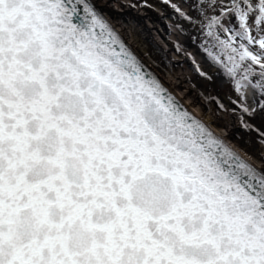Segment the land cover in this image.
I'll return each mask as SVG.
<instances>
[{
  "label": "snow or ice",
  "instance_id": "6c2138e0",
  "mask_svg": "<svg viewBox=\"0 0 264 264\" xmlns=\"http://www.w3.org/2000/svg\"><path fill=\"white\" fill-rule=\"evenodd\" d=\"M172 6L264 111V0ZM0 264H264V170L167 94L93 0H0Z\"/></svg>",
  "mask_w": 264,
  "mask_h": 264
},
{
  "label": "rangeland",
  "instance_id": "374dc122",
  "mask_svg": "<svg viewBox=\"0 0 264 264\" xmlns=\"http://www.w3.org/2000/svg\"><path fill=\"white\" fill-rule=\"evenodd\" d=\"M118 1L126 4L128 3L129 5L127 8L131 11L132 14L136 16L134 18H131L129 22L128 20H126L127 22L124 21V24L121 22V19H118L121 23L118 20L117 21L120 23V25L122 24L121 26L125 28H127L129 24L128 28L132 27L131 29L135 31L136 35H139L138 37L141 38L140 41L142 40L139 45V49L147 56L151 57L146 59L144 57V59L149 62L152 68H154L153 70H156L157 73L161 75V78H163V80L165 79V81H167L169 84L171 83L170 81H172L173 83L176 82V85L178 83L177 87L179 88L174 89L172 86L171 88H173V90L177 94L185 95L186 101L188 103L192 101L191 96L197 98L196 102H191L193 104V106H191L195 110H198L197 112L206 121L211 122L213 126L215 125V128L220 131L221 134L225 135L227 133L226 137L230 142H232L241 152L249 156L254 162L261 164V166H263L264 168V137L261 136V133H264V111H262L260 108L262 97L259 91L253 89V94L251 95L250 99H241L239 96V92L235 89L234 81L226 76L222 68L217 65L209 56L208 52L212 50L211 45L199 26L190 23L183 17L179 18L173 16L172 18L168 17L169 19H167V14L164 10L163 5L161 4L162 2H173L174 4L179 6L181 11L187 13L188 15H195L194 11L189 7L191 0ZM118 1L112 0V3L109 4L116 14H119L122 10L121 7H119L116 3ZM140 4H142L144 7H141ZM136 17H138V19H135ZM120 25L119 27L121 28ZM154 26L156 27L154 28ZM162 26H165L169 32L167 31V33H164L162 35V31L160 29ZM128 30L129 29H127V32ZM179 42L183 45H181ZM170 46L174 47L171 49ZM186 52L189 53L191 57L186 55ZM187 57L189 58V60L187 59ZM194 58L197 62H195ZM174 59L176 62L174 61ZM183 59H187L186 61L188 63L184 62L182 65ZM170 61L174 62L175 66H172L171 63H169ZM184 66L188 69H186ZM165 67H167L168 69H166ZM171 67L173 68V71L171 70ZM183 70L186 72L184 73ZM257 71H259L258 66ZM170 73L175 77H171V75L169 76ZM182 74H184V77H187L181 79L183 77ZM255 79H258V77H256ZM233 102L247 107L250 110V113L237 112L236 106L233 105ZM243 102L245 104L250 103L251 105H245L243 104ZM255 107L257 108V110ZM241 118H243L245 121L241 120ZM215 120L220 121L221 124H216L215 122H213ZM233 121H235V123L237 124V128H235V130H237L236 132L234 131V133L232 134L233 136L231 135V137H228V131H226L227 127L223 125H228ZM240 121L243 122V124L240 123Z\"/></svg>",
  "mask_w": 264,
  "mask_h": 264
},
{
  "label": "bare ground",
  "instance_id": "6f19581e",
  "mask_svg": "<svg viewBox=\"0 0 264 264\" xmlns=\"http://www.w3.org/2000/svg\"><path fill=\"white\" fill-rule=\"evenodd\" d=\"M112 0H93V3L95 4V6H96V8L98 9V10H100V11H102V12H104V13H106L111 19H112V21H116V25H120V23L122 22L123 24H124V21H126V20H128V22L131 20V18H134L136 15H134V14H132L131 13V11L127 8L128 7V3L126 4V3H123V2H119L118 0H116V1H118V2H116L117 4H118V6L119 7H121V11H122V13H121V11H120V13L119 14H116L115 13V11L114 10H112V7L109 5L110 3H112L111 2ZM162 4V3H161ZM160 4V5H161ZM141 5V7H144L142 4H140ZM163 5V7H164V10H165V12H166V18L167 19H169L168 17H173V16H175V17H179V18H182V16L180 15V12H177L176 11V9L175 8H173V6L172 5H176V4H174L173 2H170V3H163L162 4ZM161 5V6H162ZM178 8H179V6L178 5H176ZM132 9V8H131ZM142 9V8H141ZM147 9V8H146ZM134 11V10H133ZM161 11V10H160ZM146 12V11H145ZM164 12V11H163ZM147 13V12H146ZM169 13V14H168ZM148 14V13H147ZM154 14H156V13H154ZM165 14V13H164ZM139 15H141V14H139ZM158 16H160V15H158ZM163 17V16H162ZM110 19V20H111ZM121 19V22L119 21V20ZM135 19H138V17H136ZM148 19V18H147ZM176 19V18H175ZM120 22H118V21ZM143 20V19H142ZM162 20V19H161ZM134 21V20H133ZM141 21V20H140ZM156 21H158V20H156ZM155 21V22H156ZM165 21H166V19H165ZM127 22V21H126ZM174 22V21H173ZM179 22V21H178ZM154 23V22H153ZM161 23H163V22H161ZM167 23V22H166ZM133 24H134V22H133ZM132 24V25H133ZM155 24H157V23H155ZM165 24V23H164ZM172 24V23H171ZM175 24V23H174ZM181 24V23H180ZM122 25V24H121ZM120 25V26H121ZM127 25V24H126ZM138 25V24H137ZM136 25V26H137ZM176 25V24H175ZM128 26H129V24H128ZM128 26H127V28H125V27H123V26H121V28L120 27H117L116 26V28H117V30L119 31V33L120 34H122V36L125 38V40L127 41V39L129 40L128 41V43H132L133 45H135L136 46V48L138 49L139 48V45H140V43H141V41H140V39L141 38H139L137 35H136V33H135V31L134 30H132L131 28H128ZM140 26V25H139ZM167 26V25H166ZM150 27V26H149ZM156 26H154V28H155ZM168 27V26H167ZM135 28V27H134ZM178 28H179V26H178ZM127 29H129L128 30V32H127ZM139 29V28H138ZM161 31H162V35L164 34V33H167V29H166V27L164 26H162L161 28ZM136 30V29H135ZM145 30V29H144ZM148 30V29H147ZM141 31V30H140ZM146 32V31H145ZM169 32V31H168ZM140 33V32H139ZM170 33H172V32H170ZM147 34H148V32H147ZM151 34V33H150ZM172 35V34H171ZM143 37V36H142ZM152 38V37H151ZM176 39V38H175ZM170 41H171V39H170ZM177 41V40H176ZM171 43V42H170ZM180 43V42H179ZM173 44V43H172ZM175 44V43H174ZM181 44V43H180ZM181 45H183V44H181ZM171 47V46H170ZM174 46H172L171 47V49L173 48ZM178 47V46H177ZM176 47V48H177ZM180 47V46H179ZM182 47V46H181ZM177 50V49H176ZM179 50V49H178ZM187 53V52H186ZM163 54V53H162ZM166 55V54H165ZM181 55V54H180ZM183 55V54H182ZM187 55V54H186ZM166 56H168V55H166ZM185 56V55H184ZM183 56V57H184ZM165 57V56H164ZM169 57V56H168ZM163 58V57H162ZM167 58V57H166ZM170 58V57H169ZM168 58V59H169ZM181 58V57H180ZM188 58V57H187ZM175 59H177V58H175ZM175 59H174V61H175ZM173 60V59H172ZM179 60V59H178ZM187 60V59H186ZM185 59H183L182 60V65H183V63L184 62H186V63H188L187 61H186ZM180 61V60H179ZM164 62H165V60H164ZM167 62H168V60H167ZM176 62V61H175ZM169 63H171V65L172 66H175V63L174 62H169ZM168 64V63H167ZM163 65H164V63H163ZM185 67V66H184ZM166 69H168L167 67H165ZM186 69H188L187 67H185ZM184 68V69H185ZM154 69V68H153ZM171 70L173 71V68L171 67ZM170 70V71H171ZM176 70V69H175ZM178 70H179V68H178ZM171 71V72H172ZM184 71V70H183ZM157 72V71H156ZM178 72H180V71H178ZM186 71H184V73H185ZM190 73V72H189ZM168 74V73H167ZM174 74V73H173ZM160 75V74H159ZM171 75V77H175V76H173L171 73L169 74V76ZM184 74H182V76H183ZM187 75V74H186ZM190 75V74H189ZM161 76V75H160ZM185 77H187V76H185ZM184 76L181 78V79H183V78H185ZM189 78V77H188ZM165 80V79H164ZM166 80H167V78H166ZM186 80V79H185ZM171 83V85L173 86V88L174 89H177V88H179V87H177L178 86V83H177V85L175 84V83H173L172 81H170ZM178 82H180V81H178ZM186 82H188V81H186ZM185 82V83H186ZM182 83V82H181ZM180 84V83H179ZM167 86H168V84H167ZM181 86V85H180ZM192 90V89H191ZM244 92H245V94H247V96L249 95V88H244ZM188 93V92H187ZM191 95V94H190ZM199 96V95H198ZM254 96V95H253ZM183 97H185V95H183ZM192 97V101L191 102H196L197 101V98H195V97H193V96H191ZM191 99V98H190ZM256 100V99H255ZM191 104V103H190ZM242 104V103H241ZM243 104H245L244 102H243ZM250 104V103H249ZM249 104H245V105H249ZM191 105H193V104H191ZM251 105V104H250ZM252 107V106H251ZM256 108V107H255ZM254 108V109H255ZM256 110H257V108H256ZM262 112V111H261ZM232 116V115H231ZM221 120V119H220ZM213 122H215L216 124H221V122L220 121H218V120H215V121H213ZM223 124V123H222ZM229 124H231V125H229ZM228 125H223V126H226L227 127V129H226V131H228V137H231V135L234 133V131L236 132V130H235V128H237V124L235 123V121H233L232 123H229ZM228 127H230V128H228ZM227 134V133H226ZM225 134V135H226ZM233 136V135H232ZM261 165V164H260ZM263 167V166H262Z\"/></svg>",
  "mask_w": 264,
  "mask_h": 264
},
{
  "label": "water",
  "instance_id": "95a60500",
  "mask_svg": "<svg viewBox=\"0 0 264 264\" xmlns=\"http://www.w3.org/2000/svg\"><path fill=\"white\" fill-rule=\"evenodd\" d=\"M122 40V39H121ZM123 41V40H122ZM124 42V41H123ZM125 44V42H124ZM126 45V44H125ZM127 46V45H126ZM128 47V46H127ZM128 49L138 58V60L142 63L143 67H144V71L149 73L151 76L155 77L160 83L161 85L167 90V94L171 95L172 97L175 98V100L177 101V103L179 105L182 106L183 109L189 111L192 115H194L198 120H200L142 61L141 59L128 47ZM201 121V120H200ZM202 122V121H201ZM203 123V122H202ZM204 124V123H203ZM205 125V124H204ZM215 136H217L207 125H205ZM218 138H220L219 136H217ZM221 139V138H220ZM222 140V139H221ZM223 141V140H222ZM224 142V141H223ZM225 145H227L231 150H233L228 144H226L224 142ZM234 151V150H233ZM235 153H237L236 151H234ZM238 154V153H237ZM239 155V154H238ZM239 157H241L239 155ZM243 160H245L243 157H241ZM247 161V160H245ZM248 162V161H247ZM250 163V162H249ZM251 164V163H250ZM253 165V164H251ZM254 166V165H253ZM257 168V167H256ZM258 169V168H257Z\"/></svg>",
  "mask_w": 264,
  "mask_h": 264
}]
</instances>
